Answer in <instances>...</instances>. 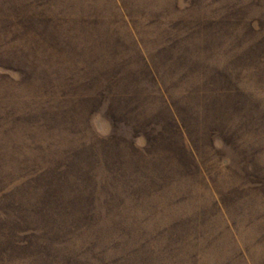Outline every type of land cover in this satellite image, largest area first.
<instances>
[{
    "label": "rangeland",
    "instance_id": "obj_1",
    "mask_svg": "<svg viewBox=\"0 0 264 264\" xmlns=\"http://www.w3.org/2000/svg\"><path fill=\"white\" fill-rule=\"evenodd\" d=\"M0 264H264V0H0Z\"/></svg>",
    "mask_w": 264,
    "mask_h": 264
}]
</instances>
